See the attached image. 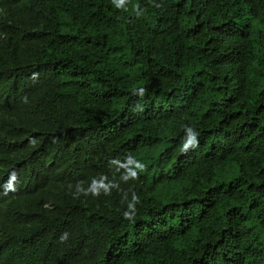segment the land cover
Instances as JSON below:
<instances>
[{"label":"trees","instance_id":"trees-1","mask_svg":"<svg viewBox=\"0 0 264 264\" xmlns=\"http://www.w3.org/2000/svg\"><path fill=\"white\" fill-rule=\"evenodd\" d=\"M0 264H264V0H0Z\"/></svg>","mask_w":264,"mask_h":264},{"label":"clouds","instance_id":"clouds-1","mask_svg":"<svg viewBox=\"0 0 264 264\" xmlns=\"http://www.w3.org/2000/svg\"><path fill=\"white\" fill-rule=\"evenodd\" d=\"M140 167H143L142 165ZM93 192V195H96L95 189L91 190ZM125 218H130L127 212L124 213Z\"/></svg>","mask_w":264,"mask_h":264}]
</instances>
